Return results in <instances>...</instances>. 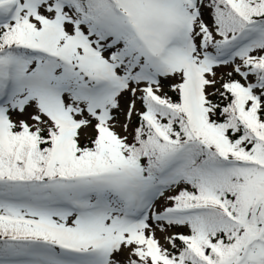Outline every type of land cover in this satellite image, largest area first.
<instances>
[{
  "label": "snow or ice",
  "instance_id": "snow-or-ice-1",
  "mask_svg": "<svg viewBox=\"0 0 264 264\" xmlns=\"http://www.w3.org/2000/svg\"><path fill=\"white\" fill-rule=\"evenodd\" d=\"M0 264H264V0H0Z\"/></svg>",
  "mask_w": 264,
  "mask_h": 264
}]
</instances>
